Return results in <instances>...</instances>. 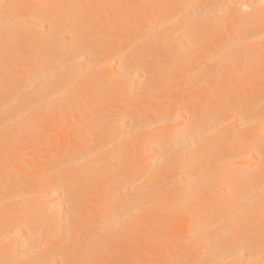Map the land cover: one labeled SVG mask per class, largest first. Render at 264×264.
Masks as SVG:
<instances>
[{
  "label": "bare ground",
  "instance_id": "6f19581e",
  "mask_svg": "<svg viewBox=\"0 0 264 264\" xmlns=\"http://www.w3.org/2000/svg\"><path fill=\"white\" fill-rule=\"evenodd\" d=\"M0 264H264V0H0Z\"/></svg>",
  "mask_w": 264,
  "mask_h": 264
}]
</instances>
